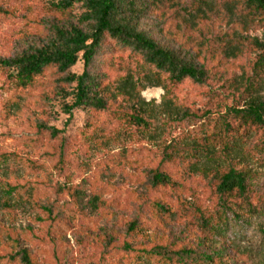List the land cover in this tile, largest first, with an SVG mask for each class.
Listing matches in <instances>:
<instances>
[{
	"label": "rangeland",
	"instance_id": "rangeland-1",
	"mask_svg": "<svg viewBox=\"0 0 264 264\" xmlns=\"http://www.w3.org/2000/svg\"><path fill=\"white\" fill-rule=\"evenodd\" d=\"M0 6L10 13L0 14V61L45 45L53 26L82 28L79 6L65 18L45 0ZM140 27L202 67L203 81L167 86L138 59L101 55L91 71L107 84L106 110L68 119L73 85L61 75L18 87L0 68V264H25L23 251L29 264H163L141 254L152 250L173 264H264V127L233 113L264 100L260 23L238 0H182ZM166 155L176 190L152 189L150 169ZM229 166L247 175L244 203L209 184V171ZM161 191L178 215H155L148 201Z\"/></svg>",
	"mask_w": 264,
	"mask_h": 264
},
{
	"label": "trees",
	"instance_id": "trees-1",
	"mask_svg": "<svg viewBox=\"0 0 264 264\" xmlns=\"http://www.w3.org/2000/svg\"><path fill=\"white\" fill-rule=\"evenodd\" d=\"M181 2L182 0H45L48 9L63 18L70 16L73 8L79 6L81 14L78 20L82 28L71 25L67 28L53 26L52 39L45 45L1 60L0 68L7 71L6 77L18 87L31 86L45 75L50 79L61 75L59 79L61 82L73 85L72 102L69 106H64V113L68 115V119L73 109L87 108V112L94 113L106 110L107 102L103 99L106 95L101 94L107 84L101 76L91 71L93 61L101 55L114 54V58H118L121 54H127L130 59H138V67L148 69L145 72H151L160 84L175 86L185 79L200 84L205 77L202 67L196 65L192 59L158 44L140 27L141 20L146 16L163 15ZM238 2L245 15L260 23L261 39H254L259 53L253 64L264 67V0ZM5 13L10 14L7 9L0 6V14ZM103 45L109 48L105 51ZM79 61L82 63V72L78 75L70 73L69 70ZM123 65L127 66L125 63ZM233 113L245 119L251 126L264 127V100L259 97L250 99L244 109L233 110ZM137 118L139 122L142 120L139 116ZM40 130H46L51 137L61 133L60 130L46 126H41ZM168 163L170 159L169 155H166L150 169L149 186L152 189L176 190L175 180L166 169ZM209 172L212 173L209 184L219 198L236 204L244 203L249 198L251 191L245 172L231 166ZM163 192L161 191L160 197L148 201V205L155 210V215L170 217L178 215V211L165 201ZM135 225L130 223L128 228L131 229ZM141 252L148 256H160L163 264H173L171 258L159 255L157 251ZM4 258L14 260L15 254L5 255ZM21 261L29 264L25 251L22 253Z\"/></svg>",
	"mask_w": 264,
	"mask_h": 264
}]
</instances>
